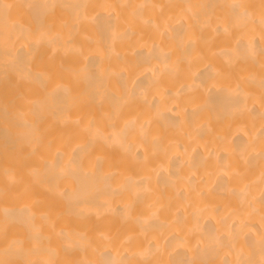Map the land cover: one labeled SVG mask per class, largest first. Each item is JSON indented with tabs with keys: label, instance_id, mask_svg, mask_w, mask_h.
<instances>
[{
	"label": "bare ground",
	"instance_id": "bare-ground-1",
	"mask_svg": "<svg viewBox=\"0 0 264 264\" xmlns=\"http://www.w3.org/2000/svg\"><path fill=\"white\" fill-rule=\"evenodd\" d=\"M0 264H264V0H0Z\"/></svg>",
	"mask_w": 264,
	"mask_h": 264
}]
</instances>
